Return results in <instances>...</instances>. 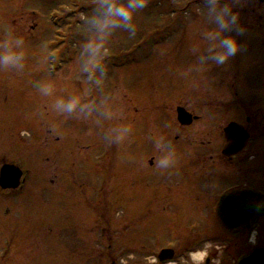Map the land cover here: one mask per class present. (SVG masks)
<instances>
[{"label": "rangeland", "instance_id": "1", "mask_svg": "<svg viewBox=\"0 0 264 264\" xmlns=\"http://www.w3.org/2000/svg\"><path fill=\"white\" fill-rule=\"evenodd\" d=\"M20 2L18 10L22 11L24 4ZM93 4L94 0H33L30 5L37 12L38 20H20L27 16L26 10L24 14L11 12L9 16L16 20H0V35L8 36V40L11 35L24 37L34 32L26 50L36 52V63L32 60L30 68L32 79L20 76L27 74L24 70L4 69V80L0 84V146H5L0 150V156L4 154L7 161L22 166L27 174V182L18 198L11 197L8 204H0V240L6 238L5 233L10 228L23 231L34 226L30 216L33 214L29 215V212L40 216L53 212L56 226L63 230L62 241L71 247L68 257L41 253L30 262L24 254H16L19 250L7 251L5 246H0L3 264H10L14 257L17 260L13 264H108V258L116 259L115 264H133L129 245L130 216L124 196H129L132 182L134 131L136 135L145 134L148 120L155 116L167 119L180 100L190 104L181 97L182 94L186 95L185 99L193 96L195 82L205 84L206 88L210 83L211 87L208 71L199 69L203 66L199 56L205 47L201 33L209 27L199 0H151L135 19L136 34L131 36L118 31L107 44L103 60L108 71L104 92L111 97L113 119L82 121L58 115L53 109L56 99L85 94L88 99H93L98 95L94 88L90 89L79 69L80 43L84 38L81 21ZM7 7V3L0 2V18ZM245 20H264V16L246 15ZM35 23L37 28L31 31L30 26ZM13 45L9 43L12 50H18L19 47L13 48ZM259 50L257 43L242 49L247 53L245 57H251ZM0 51L3 48L0 47ZM204 67L208 69L209 65ZM42 84L54 86L51 96L39 92ZM147 89L148 94L144 96ZM134 120L136 125L133 127ZM117 125L127 126L132 131L121 143L109 144L104 141L103 134ZM20 131H23L22 139L17 137ZM33 131L41 132V146L52 144L59 137L58 146L63 147L64 152L67 150L69 165L59 163L55 158V162L43 159L36 165L29 164L27 157L36 152L29 149L28 143L32 142L28 134ZM6 136L8 139H3ZM15 140L16 145H11ZM18 147L28 150L22 151ZM142 157L139 154V158ZM142 164L139 160L138 167ZM118 170L123 181L118 178ZM66 172H69V182H65ZM42 179L47 182H41ZM49 180H53L52 187H44V184L49 185ZM141 182L150 181L143 178ZM116 194L123 198L120 207L109 205ZM84 201H89L96 213L86 209ZM197 214L195 210L187 213L190 218H196ZM71 216L78 218L72 221ZM105 219L110 222L111 229L113 225L117 226L115 232L102 230ZM116 233L120 235L114 236ZM101 243L104 249L96 246ZM260 244L264 248V235ZM22 259L23 263L20 262Z\"/></svg>", "mask_w": 264, "mask_h": 264}, {"label": "flooded vegetation", "instance_id": "2", "mask_svg": "<svg viewBox=\"0 0 264 264\" xmlns=\"http://www.w3.org/2000/svg\"><path fill=\"white\" fill-rule=\"evenodd\" d=\"M31 1L33 0H0L2 4L8 5L0 20H16L15 17L9 16L10 13L24 14V10L28 14L20 17V20H38L37 12L31 8ZM18 2L24 4L22 11L18 10ZM245 23L248 32L243 38L244 47L257 43L260 48L258 52L251 57H245L247 53L241 51L225 65H213L208 61V69L204 65L199 66L205 73L208 71L211 87L210 83L206 88L205 84L195 82L192 88L193 96L185 99L186 95L182 94L181 97L190 104L180 100V103H184L175 105L167 119L155 116L148 120L145 134L143 132L136 135L134 131L136 147L134 145L130 166L132 182L129 186V196H124L125 207L129 209L130 216L129 245L132 248L130 260L133 264H238L243 256L263 248L260 241L264 235V216L259 217L252 228L246 227V223H239V227H230L218 216L219 202L225 195H244L250 190L264 195V83H260L264 79L256 81L264 77V20H245ZM30 27L31 31H35L37 24ZM33 36L34 32L25 34L24 37L11 35L8 40V36L0 35L1 48L5 40L14 44L13 48L19 47L16 51L23 48L24 71L27 74L20 76H27L29 80L32 79L30 68L32 60L36 63V52L26 50V46L32 43ZM14 38H23L25 44L15 45ZM4 72L5 70L0 68V84L4 80ZM17 83L13 85L14 88ZM147 94L148 89L144 96ZM133 109L137 112L136 108ZM180 109L187 114L185 116L189 120L188 123L179 121ZM132 125H136L135 120ZM18 134L17 137L22 139L23 131ZM41 136V132L37 131L28 134L33 142H28L29 149L36 151L27 157L29 164L36 165L43 159L55 162V158L59 163L69 165L66 148L64 152V148L58 146L60 138L56 137L52 144L41 146ZM16 142H11V145L15 146ZM157 142L176 150V167H156V161L162 155V149L157 147ZM4 148L5 146H0V150ZM139 154L143 157L139 158ZM139 160L143 164L138 167ZM5 164L17 165L7 161L2 154L0 170ZM17 166L23 171L22 185L15 190L0 187L2 206L9 203V198H18L27 182L23 167ZM68 173L64 174L65 182H69ZM117 174L123 181L121 171L118 170ZM143 178L150 182H141ZM41 182L47 180L42 179ZM49 182L48 186H43L51 188L53 180ZM121 196L116 194L109 205H123ZM84 202L86 209L88 207L96 213L95 208L89 206V201ZM104 205L105 201L103 207ZM190 210L198 213L196 218L187 215ZM45 214L40 216L39 213L29 212L34 226L23 231L10 228L9 232L5 233L6 238L0 240V246H5L7 251L14 248L19 250L16 254H24L30 262L34 256L41 253L68 257L71 247L62 241L63 230L62 227L56 226L55 213ZM246 215H249V212ZM77 218L71 216L72 221ZM115 222L114 220V224ZM246 222L251 224L253 221ZM102 224L103 231L115 232L117 229L116 225L111 229L110 222L106 219ZM120 230L121 228L119 233ZM59 238L61 242H58ZM96 246L104 249L103 243ZM27 251L30 252L28 255L25 253ZM194 253L203 254L198 262L192 257ZM109 259L108 264H115L116 259ZM15 260V257L12 258L10 264ZM3 261L4 258H0V264H3ZM23 261L24 259L20 260L22 263Z\"/></svg>", "mask_w": 264, "mask_h": 264}, {"label": "clouds", "instance_id": "3", "mask_svg": "<svg viewBox=\"0 0 264 264\" xmlns=\"http://www.w3.org/2000/svg\"><path fill=\"white\" fill-rule=\"evenodd\" d=\"M151 0H94L92 8L82 17L84 38L80 43L79 69L87 80L90 89L98 93L96 98L88 99L87 94L71 95L67 99L58 98L53 104L54 111L64 117L82 121H110L114 111L112 100L104 92L108 71L103 62L107 44L118 31L136 34V17L146 9ZM202 13L209 27L201 36L205 47L199 60L202 65L211 61L213 65H225L244 48L243 38L248 32L245 16H264V0H199ZM15 44H25L23 38H14ZM25 52L13 51L7 40L0 52V68L22 72L25 68ZM52 84H42L39 92L43 96H51ZM127 126L108 128L103 139L109 144H119L131 133ZM162 155L156 161V167L167 169L176 167L178 156L174 148L161 145Z\"/></svg>", "mask_w": 264, "mask_h": 264}, {"label": "water", "instance_id": "4", "mask_svg": "<svg viewBox=\"0 0 264 264\" xmlns=\"http://www.w3.org/2000/svg\"><path fill=\"white\" fill-rule=\"evenodd\" d=\"M187 115L183 109L179 111V121L188 123ZM22 171L14 165H4L0 170V187L2 189H16L20 185ZM249 212V215H246ZM220 220L230 226L239 227V223H246V227L252 228L254 222L264 216V195L255 191L246 194H230L221 198L218 208ZM252 220L251 224L246 221ZM244 225V224H243ZM238 264H264V249L259 248L250 254L240 258Z\"/></svg>", "mask_w": 264, "mask_h": 264}, {"label": "bare ground", "instance_id": "5", "mask_svg": "<svg viewBox=\"0 0 264 264\" xmlns=\"http://www.w3.org/2000/svg\"><path fill=\"white\" fill-rule=\"evenodd\" d=\"M203 254L202 253H194L192 254V257L194 260H200L202 258ZM170 264H174V263H170Z\"/></svg>", "mask_w": 264, "mask_h": 264}]
</instances>
